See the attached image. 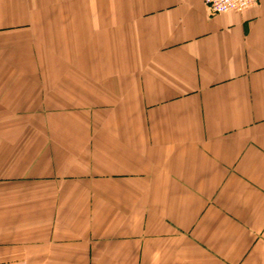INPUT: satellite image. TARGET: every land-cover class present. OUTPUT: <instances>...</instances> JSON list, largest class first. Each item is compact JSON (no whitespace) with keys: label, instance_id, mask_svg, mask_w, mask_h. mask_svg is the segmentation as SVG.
<instances>
[{"label":"crops","instance_id":"1","mask_svg":"<svg viewBox=\"0 0 264 264\" xmlns=\"http://www.w3.org/2000/svg\"><path fill=\"white\" fill-rule=\"evenodd\" d=\"M0 264H264V0H0Z\"/></svg>","mask_w":264,"mask_h":264},{"label":"built area","instance_id":"2","mask_svg":"<svg viewBox=\"0 0 264 264\" xmlns=\"http://www.w3.org/2000/svg\"><path fill=\"white\" fill-rule=\"evenodd\" d=\"M260 0H204L208 15H217L230 11L242 12Z\"/></svg>","mask_w":264,"mask_h":264}]
</instances>
